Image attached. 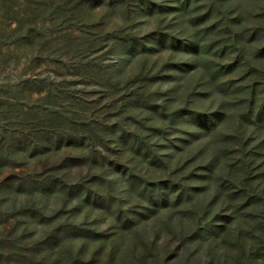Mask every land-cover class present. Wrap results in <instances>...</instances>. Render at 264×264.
Instances as JSON below:
<instances>
[{"label":"rangeland","instance_id":"1","mask_svg":"<svg viewBox=\"0 0 264 264\" xmlns=\"http://www.w3.org/2000/svg\"><path fill=\"white\" fill-rule=\"evenodd\" d=\"M0 264H264V0H0Z\"/></svg>","mask_w":264,"mask_h":264},{"label":"trees","instance_id":"2","mask_svg":"<svg viewBox=\"0 0 264 264\" xmlns=\"http://www.w3.org/2000/svg\"><path fill=\"white\" fill-rule=\"evenodd\" d=\"M25 118H27V113H25L23 111L22 112L20 111L19 115H18V119L26 120ZM15 123L21 125V123H26V122H24V121L23 122L22 121H15Z\"/></svg>","mask_w":264,"mask_h":264}]
</instances>
